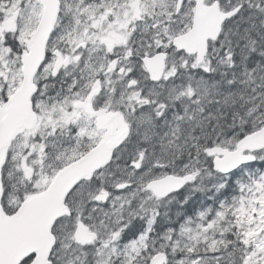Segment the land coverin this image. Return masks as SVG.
Returning a JSON list of instances; mask_svg holds the SVG:
<instances>
[{
    "label": "snow or ice",
    "instance_id": "obj_1",
    "mask_svg": "<svg viewBox=\"0 0 264 264\" xmlns=\"http://www.w3.org/2000/svg\"><path fill=\"white\" fill-rule=\"evenodd\" d=\"M257 160L264 0H0V264H264Z\"/></svg>",
    "mask_w": 264,
    "mask_h": 264
},
{
    "label": "water",
    "instance_id": "obj_2",
    "mask_svg": "<svg viewBox=\"0 0 264 264\" xmlns=\"http://www.w3.org/2000/svg\"><path fill=\"white\" fill-rule=\"evenodd\" d=\"M192 43L195 45L197 43V41L194 40ZM20 116H21V112L18 109L15 113L10 114L9 120H10V122H12L14 124L16 121H18L20 119ZM28 250H31V249L30 248H22L20 250V254H25L26 251H28Z\"/></svg>",
    "mask_w": 264,
    "mask_h": 264
},
{
    "label": "rangeland",
    "instance_id": "obj_3",
    "mask_svg": "<svg viewBox=\"0 0 264 264\" xmlns=\"http://www.w3.org/2000/svg\"><path fill=\"white\" fill-rule=\"evenodd\" d=\"M254 169H255V167H254ZM264 171V170H263Z\"/></svg>",
    "mask_w": 264,
    "mask_h": 264
},
{
    "label": "trees",
    "instance_id": "obj_4",
    "mask_svg": "<svg viewBox=\"0 0 264 264\" xmlns=\"http://www.w3.org/2000/svg\"><path fill=\"white\" fill-rule=\"evenodd\" d=\"M235 190V189H234Z\"/></svg>",
    "mask_w": 264,
    "mask_h": 264
}]
</instances>
